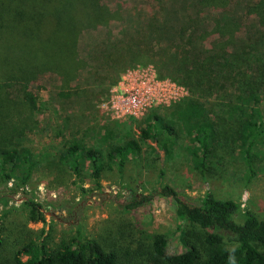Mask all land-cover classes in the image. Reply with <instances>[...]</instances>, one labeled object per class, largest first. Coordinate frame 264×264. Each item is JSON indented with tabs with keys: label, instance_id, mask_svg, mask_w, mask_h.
Listing matches in <instances>:
<instances>
[{
	"label": "trees",
	"instance_id": "trees-1",
	"mask_svg": "<svg viewBox=\"0 0 264 264\" xmlns=\"http://www.w3.org/2000/svg\"><path fill=\"white\" fill-rule=\"evenodd\" d=\"M177 1L183 2L182 25H169L156 15L141 28H123L115 39L111 35L107 53L120 63H152L163 76L173 72L191 96L174 102L168 117L151 114L137 136L129 135L106 152L77 141L67 145L60 162L76 174L88 160L99 181L105 156L124 173L149 140L172 157L183 136L192 141L188 155L203 177L212 172L219 146L229 141L251 169L249 179L257 174L254 164L264 159V0H246L238 14L227 12L240 0ZM206 12L214 16L212 24L200 28L197 19ZM121 18L105 0H0V174L6 181L17 176L23 163L28 164V181L34 167L30 150L11 140L17 129L36 128L39 102L32 84L55 72L62 87L70 88L85 68L77 46L82 26H109ZM246 22L252 25L245 32ZM210 36L217 38L210 41ZM211 97L218 99L216 104L211 105ZM109 129L103 136L107 141L115 137ZM135 191L130 189L124 208L136 209L150 199H139ZM157 191L173 198L178 218L186 223L184 250L169 253L158 234L146 250H139L147 255L144 264H264V214L213 192L185 198L169 184ZM29 205L34 220H45L39 205ZM1 231L0 225V252ZM80 237L55 248L40 237L30 238L15 251L13 262L121 264L116 249L93 236Z\"/></svg>",
	"mask_w": 264,
	"mask_h": 264
},
{
	"label": "rangeland",
	"instance_id": "rangeland-1",
	"mask_svg": "<svg viewBox=\"0 0 264 264\" xmlns=\"http://www.w3.org/2000/svg\"><path fill=\"white\" fill-rule=\"evenodd\" d=\"M105 2L111 9L119 10L122 18L109 26H82L77 46L85 68L77 73L70 88L62 87V78L55 72L41 75L32 84L39 102L36 128L12 132L11 140L30 150L34 167L28 181L26 163L9 181L0 174V225L4 239L0 264H14L15 251L30 238L39 237L55 248L62 241L93 236L116 249L121 264H144L147 255H139V250H146L158 234L164 236L169 253H180L184 250L186 223L178 218L173 198L158 193L162 184L173 186L185 198L213 192L264 214V159L255 162L253 169L257 174L249 179L251 169L232 141L219 146L207 177L193 167L187 150L192 141L186 136L179 139L172 157L149 140L124 173L105 156L99 181L88 160L83 161L80 174L61 164L60 155L73 141L106 152L129 135L137 136L151 114L168 117L174 102L191 96L173 72L163 76L152 63H120L107 53L111 35L115 39L123 28H141L156 15L168 19L169 25H182L183 2ZM245 2L234 1L227 13L242 12ZM162 8L167 10L163 12ZM213 17L210 12L203 13L197 19L199 27L211 26ZM245 25L246 32L252 23ZM133 88L140 91L145 103L140 109H131L126 102L128 91ZM217 100L211 97V105ZM108 127L115 133L109 141L103 138ZM131 188L139 199H150L136 209L124 208L121 204L127 201ZM30 203L40 206L45 220L32 218Z\"/></svg>",
	"mask_w": 264,
	"mask_h": 264
},
{
	"label": "built area",
	"instance_id": "built-area-1",
	"mask_svg": "<svg viewBox=\"0 0 264 264\" xmlns=\"http://www.w3.org/2000/svg\"><path fill=\"white\" fill-rule=\"evenodd\" d=\"M125 101V100H124ZM126 102L131 109H140L142 106L145 105L143 99L140 95V91L133 88L128 91Z\"/></svg>",
	"mask_w": 264,
	"mask_h": 264
}]
</instances>
